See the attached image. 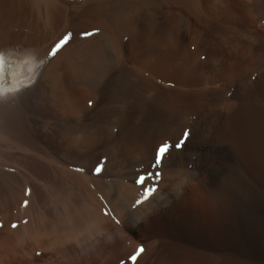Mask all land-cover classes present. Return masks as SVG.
Segmentation results:
<instances>
[{
    "label": "rangeland",
    "instance_id": "rangeland-1",
    "mask_svg": "<svg viewBox=\"0 0 264 264\" xmlns=\"http://www.w3.org/2000/svg\"><path fill=\"white\" fill-rule=\"evenodd\" d=\"M42 3L0 0L1 49L35 48L49 55L71 36L55 57L49 56L47 74L37 85L32 73L27 81L13 83V92L34 87L28 100L0 98V129L15 121L22 142L36 150L12 151L0 140V264H133L131 257L141 247L135 264H264V0ZM106 14L116 15L108 32L112 53L124 45L135 77L137 63L152 66L143 75H150L157 89L145 87L141 95L150 104L159 102L152 105L161 106L157 112L164 120L162 125L153 121L154 130L133 132L124 145L122 138L112 140L117 120L101 121L98 115L124 110L128 103L101 102L84 83L117 68L103 50L93 53L97 59L91 54L108 28L91 27L88 19ZM78 50L82 61L76 62ZM77 117L79 130L71 125ZM157 123L163 128H155ZM76 137L85 141L75 142ZM163 143L172 147L156 165ZM55 161L97 182L99 190L93 188L100 191L108 219L104 226L86 230L78 209L86 196L67 185ZM40 165L47 181L37 170ZM142 175L153 177L146 184L157 190L137 206ZM10 177L21 193L13 200ZM176 189L183 195L166 208L163 203L175 197ZM32 191L36 199L27 196ZM40 222L49 237L41 234Z\"/></svg>",
    "mask_w": 264,
    "mask_h": 264
},
{
    "label": "bare ground",
    "instance_id": "bare-ground-1",
    "mask_svg": "<svg viewBox=\"0 0 264 264\" xmlns=\"http://www.w3.org/2000/svg\"><path fill=\"white\" fill-rule=\"evenodd\" d=\"M40 1H41V3L44 2V4L47 5V6L53 4V3L50 4L53 0H39V4H40ZM37 2H38V0H37ZM115 14H114V16H110L111 13H110V15L109 14H106V16L104 15L103 17L102 16L97 17L95 20H91L90 19V18H92V16H91L88 19L89 26L95 27V28L105 27V28H108L107 34H108V32L109 33H112L111 32L112 31V25H113V22H115V21H113V18L112 17L115 18L116 17ZM90 15H91V13H90ZM120 15H122V14H120ZM89 26H87V27H89ZM109 35H112V34L104 35V37H101L99 39L98 43L95 44V46L92 48L93 52L91 54H93V53L96 54L97 51H99L100 49L103 50V52H105V55H106V57L109 60H115L116 61V64H117V68L115 67L116 70L115 71H111V70H107L106 69L107 71L103 73L102 77L100 76L101 78H98L100 80H98L97 78H95L98 75V73H97V75L94 76V77H87V78H85L84 79V83L86 81V83L88 85H90V87L92 88L93 92L97 96L96 98H98L101 102L102 101H106V100L112 101V99H114V100H118V102L120 100L121 101L124 100L126 103H128L127 104V107L124 110H122V109L121 110H119V109L118 110H116V109L115 110H106V111L102 112L100 115H98V120H101V121H102V119L105 120V121L106 120L113 121V118H115L117 120L116 123H115V127L117 128L118 133H117V135L116 134H113L112 135L113 136L112 140H114L116 138H122V141H121V143H122V142H125V141L126 142L129 141L132 138V137L130 138V136L131 135L133 136V134H134L133 132H136V131L140 130L141 128H142V130L145 131V129H143V128H148L149 129L150 127H153L152 126V124H153L152 122L153 121H156V122L159 121V122H161V125H162V122L164 120L162 119L163 117L162 118L159 117V113L157 112V110H159V108L161 106L156 110V108L158 107L157 105H159V102H157L156 100L154 101V102L158 103L156 105L157 107L155 108L154 107L155 105H152V103H154V102H152L150 104V102H148L147 100L146 101L143 100V98L145 96H147V95H145L144 97L141 95L144 92L145 87H148L149 86L152 89L151 91H155L157 89V85L154 82H152L151 78L149 77L150 75L148 76V78H145L144 77V75H145L144 73L147 74V72L151 73V71H153L152 70L153 69L152 66L147 61H143V62L137 63L136 66H137V71H138V74H137L138 77H135L134 76V73H135L134 71L135 70L133 71L132 68L130 67V63H129V59H128V53H127L126 50H123L124 45H123V47L120 46L118 48L116 54H113L114 52L112 53L111 46H110V44H111L110 37L111 36L109 37ZM123 39H124V37H123ZM12 47L11 46L10 47L7 46L5 48L3 47V49L0 48L1 49L0 50V57L3 58V65L0 66V70H1L0 71V98L3 97L5 99H7V98H10V97H17L18 96V97H20L23 100H28L29 95H30V92L29 91L31 89H33L34 87H31L30 89L26 87V88H24V89H22L20 91H17V92L16 91L13 92L12 91L13 89L12 90H10V89L13 88V86H14L13 83L15 81H20L19 79H21V81H23V80L24 81H27L28 78L31 77L30 76L31 73H32L31 75L33 77V80L36 79L35 81H36V85H37L38 82H40V80L44 77V75L47 74V68H48V64H49L48 61H49V56L50 55H48L46 49H45L46 50V52H45L44 50L43 51L34 50L35 48L34 49H31V48L28 49L27 48L26 49L24 47L26 50L24 48H21V49H24V50H21V49L18 50V49L12 48ZM93 57L95 58L96 56L94 55ZM80 58H82V57H81V53L78 50V52L76 51V53L74 54V59H75L76 62H79ZM95 59H97V58H95ZM99 59H101V57L98 58V63H99ZM103 59H105V58L103 57ZM80 61H82V60H80ZM107 62L110 63L109 61H107ZM101 63L103 64V62H101ZM98 65H100V64H98ZM95 66H96L95 67V69H96L97 68V65H95ZM105 66H106V68H108L107 65H106V62H105ZM99 70H98V72H99ZM101 70L102 71L105 70L104 69V65H103V68ZM93 71H94V68H93ZM90 74H91V72H90ZM84 75H86V74H84ZM87 75H88V73H87ZM133 77L134 78H137L136 80H137L138 83L133 80ZM78 81L81 82L80 76H79V80ZM28 82H31V81H28ZM28 82H27V84H28ZM34 84H35V82H34ZM15 88H17V87H15ZM18 89H19V87H18ZM135 95H137L138 97L135 96ZM140 95L142 96V98H139ZM147 98H148V96H147ZM83 106L84 105H82V107ZM85 112H87V111H85ZM85 112H82V113H85ZM78 117H77L76 121L74 119V122H71L72 127H74L76 130H79L78 128L81 127V123H82V120L78 119ZM81 117H82V115L79 118H81ZM161 119L163 121H160ZM112 123L114 124V121ZM158 123H157V125H158ZM19 128L20 127L17 125V123L15 121H13V122L10 121V123L8 124V126H6V128H1L0 129V137H1L0 140H1V143L3 141V145H4V142H6L8 144V145L7 144L6 145L9 147L10 150L12 149V151L13 150H24V151H30V152L35 153L36 150L34 148H31L28 143L22 142V139H20V137L18 135V132L20 131ZM70 128H71V126H70ZM155 128L160 129L161 127L159 128V125H158ZM152 129L154 130V127ZM144 131H141V132H144ZM181 132L182 131L180 130V134H181ZM88 133H90V132H88ZM85 135H86V133H85ZM89 135L90 134H88V136ZM194 135L195 134H193L191 137L188 136V139H190V141H193L194 138H195ZM83 138H84V136H83ZM83 138L76 137V141L75 140L74 141L75 142H78V143L79 142L82 143L81 139H83ZM101 138H99V139H101ZM84 139H83V142L85 141ZM88 139L91 140L90 136L88 137ZM138 141H140V140H138ZM188 141L189 140H187V142ZM124 144L125 143H122V145H124ZM139 145H140V143H139ZM77 149H79V148H77ZM92 153L94 154V152H92ZM36 155L38 157H40L41 159H43L44 161H46V162L47 161L48 162H52L53 161L47 155H44L42 153H38ZM95 156H97V155H95ZM186 157H187V155H186ZM114 158H116V159L119 158V153L116 154L114 156ZM61 159L64 162L67 161L65 156H62ZM75 159H76V157H75ZM51 164H53V163H51ZM54 164H56L57 167L60 168L59 170L62 173V175L64 177V180H66L68 182L67 185H69L71 188L74 187V186H71V185H73V184L76 185V187L79 188V189H81L84 192L85 196H86V198L81 202L80 208H78L79 209V213H81V215L83 217L86 230H88V231L89 230L90 231L92 230L93 231V230L99 229V227H101L102 224L104 226V224L107 223L108 219L105 217V215L103 213V210H102V207H103V204L102 203L103 202L101 200V197L98 196V194L100 193V191L98 193V192H96V190H94V188H98L95 185L97 182L95 183V181L93 179H91V178H89V177H87L85 175L79 174L78 172L71 171V170L63 167V165H61L58 161H55ZM39 167H41V165ZM179 167H181V166H179ZM195 168H197V167H195ZM37 170L40 172V175L42 176L43 179H46V181L48 179H50V178L47 177V170H46V168L41 167V168H38ZM11 179H10V181H12V183L15 185V187L12 188V190L10 189L11 190L10 191V193H11V197L10 198H12V200H13V198L20 197V194L21 193H20V190H19L20 188H18L17 187L18 185H16L15 177H14V179L13 178H11ZM53 181H52V183H53ZM184 181L187 182L188 180L186 179ZM24 182L27 183L26 181H24ZM93 186H94V188H93ZM100 188H102V187H100ZM177 189H176L177 192L176 191H173V193L175 192V194H174L175 197H170L169 199L166 200V202L163 203V205L165 207L166 206H168V207L170 206L171 207L172 203H174V200L177 197H180L181 196L182 193H181L180 190H182V189H180V190H177ZM75 190H76V188H75ZM97 190H99V188ZM179 191H180V193H179ZM29 193H28L27 196L31 197L32 199H36L37 194L34 191L29 192ZM105 197H107L106 199L108 201H110L109 200L110 199L109 196H105ZM160 198L162 199V196ZM105 203H106V201H105ZM261 208H262V206H261ZM256 210H257V213H259L260 208L259 209L257 208ZM256 210H255V213H256ZM261 212H262V210H261ZM0 214H1V212H0ZM6 214H7V212H6ZM52 229H51L52 231H56L58 229L57 228V225L56 224H52ZM0 230H1V228H0ZM39 230H40L41 234H44V236L47 237L49 235L48 233L50 232V230L48 231L47 226L43 225V223L40 224ZM100 230H101V228H100ZM92 231H91V233H92Z\"/></svg>",
    "mask_w": 264,
    "mask_h": 264
},
{
    "label": "snow or ice",
    "instance_id": "snow-or-ice-1",
    "mask_svg": "<svg viewBox=\"0 0 264 264\" xmlns=\"http://www.w3.org/2000/svg\"><path fill=\"white\" fill-rule=\"evenodd\" d=\"M86 35L88 34L86 33ZM70 39H71L70 34L66 35L59 43H57L54 46L53 49L50 50L49 55L52 57H55L57 53L70 41ZM2 65H3V58L0 57V66ZM181 146H182V142H178L176 144V147H181ZM171 147L172 145L169 143H163L158 146L157 153H156V159H155L156 165H159L163 161V159L166 157ZM95 171L97 174H99L102 171V166L97 167ZM150 179H153V177H151L150 175H142L139 177L138 183L143 187V192L141 194V198L135 201V205L138 206L140 204H143L146 200H148L156 192L157 188L155 184H152L151 186L146 184V181ZM155 179L156 180L159 179V173H156ZM25 206H27V201H25ZM105 214L107 215V213ZM13 227H16V225H13ZM143 252H144L143 247L139 248L136 251V253L131 257L133 264H135L137 257H139Z\"/></svg>",
    "mask_w": 264,
    "mask_h": 264
}]
</instances>
